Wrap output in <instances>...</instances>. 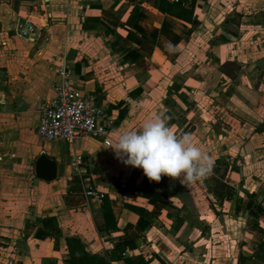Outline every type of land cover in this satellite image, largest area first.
Here are the masks:
<instances>
[{
	"label": "crops",
	"instance_id": "crops-1",
	"mask_svg": "<svg viewBox=\"0 0 264 264\" xmlns=\"http://www.w3.org/2000/svg\"><path fill=\"white\" fill-rule=\"evenodd\" d=\"M157 2L0 0V264H67L68 239L110 264H264V0H196L191 23ZM62 65L105 109L107 138L38 134ZM161 112L212 161L201 180L211 222L185 215L177 179L149 181L116 158L118 135ZM42 155L57 164L52 182L36 177ZM90 187L110 199L116 230L99 232L102 199H85ZM228 222L237 232L226 251L220 227L200 226Z\"/></svg>",
	"mask_w": 264,
	"mask_h": 264
},
{
	"label": "clouds",
	"instance_id": "clouds-1",
	"mask_svg": "<svg viewBox=\"0 0 264 264\" xmlns=\"http://www.w3.org/2000/svg\"><path fill=\"white\" fill-rule=\"evenodd\" d=\"M169 53L179 51L178 45L165 42ZM161 112L138 128L123 131L111 145L116 158L125 165L143 170L149 181L159 182L162 175L190 187L211 174L212 161L192 141L190 134L178 136L166 123Z\"/></svg>",
	"mask_w": 264,
	"mask_h": 264
},
{
	"label": "built area",
	"instance_id": "built-area-1",
	"mask_svg": "<svg viewBox=\"0 0 264 264\" xmlns=\"http://www.w3.org/2000/svg\"><path fill=\"white\" fill-rule=\"evenodd\" d=\"M179 2V0H173ZM60 83L55 87L52 99L40 104L37 132L47 141H63L75 144L86 137L107 138L113 124L105 109L94 104L93 99L83 95L71 82L68 68L59 67ZM109 144L108 141H105ZM84 157L75 156L73 167L81 171ZM94 188L84 191L85 199L103 198ZM124 258L126 254L122 252Z\"/></svg>",
	"mask_w": 264,
	"mask_h": 264
},
{
	"label": "trees",
	"instance_id": "trees-1",
	"mask_svg": "<svg viewBox=\"0 0 264 264\" xmlns=\"http://www.w3.org/2000/svg\"><path fill=\"white\" fill-rule=\"evenodd\" d=\"M196 0H179L178 3L171 0H158L157 9L164 14H169L181 21L191 23L194 15ZM259 132L264 133V125L259 128ZM102 219L103 223L98 224L99 232L108 233L117 229V223L113 214L110 199L103 195L102 198ZM264 243L261 244V246ZM67 246L69 259L67 264H110L105 257H99L90 253L85 245L77 239H68ZM242 260V257H241Z\"/></svg>",
	"mask_w": 264,
	"mask_h": 264
},
{
	"label": "rangeland",
	"instance_id": "rangeland-1",
	"mask_svg": "<svg viewBox=\"0 0 264 264\" xmlns=\"http://www.w3.org/2000/svg\"><path fill=\"white\" fill-rule=\"evenodd\" d=\"M254 56H256L255 58H257V56H260V54L258 52L254 53ZM264 56V55H263ZM254 71V69L252 70ZM233 130V128H231V131ZM230 148L232 149L234 146L233 145H229ZM201 146H199L200 148ZM202 151V148H201ZM178 182V187L180 188V192H179V197L182 198V200L187 204V211L185 213L186 216L189 217V210L191 211V213H193V216L196 217H203V216H211L210 219H208V222H211V219H213V217L215 216V214L217 213L216 208L213 207V196L211 195V193H209V190H207V187L205 186V184L200 180L197 182H194L190 187H186L185 185H182L179 182V179H177ZM209 200V201H208ZM209 202V205L207 206ZM206 204V206H205ZM190 206V208H189ZM209 207V208H208ZM239 226V225H238ZM201 229L208 228V232L211 231V229L213 228L215 230V233H221L220 231H218L219 227L220 230L222 232H225V247H226V251L229 250L231 248V242L234 238V236L236 235L235 232H237L236 230V226H234L231 223H227L224 226H219L217 225L216 227H212V225H206V223H202L201 224ZM211 239V241H209V244L211 245L212 243L216 244V237L212 238L209 237ZM209 239V240H210ZM223 242V241H222ZM194 243V242H192ZM189 245V243H187ZM224 244V242H223ZM183 264H189V258H187V260H183L182 261ZM212 264V263H211Z\"/></svg>",
	"mask_w": 264,
	"mask_h": 264
},
{
	"label": "water",
	"instance_id": "water-1",
	"mask_svg": "<svg viewBox=\"0 0 264 264\" xmlns=\"http://www.w3.org/2000/svg\"><path fill=\"white\" fill-rule=\"evenodd\" d=\"M35 168L36 177L39 180L52 182L57 179V164L47 156H40Z\"/></svg>",
	"mask_w": 264,
	"mask_h": 264
}]
</instances>
